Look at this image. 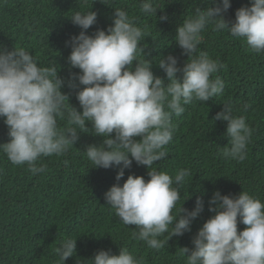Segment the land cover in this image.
Returning a JSON list of instances; mask_svg holds the SVG:
<instances>
[{"label":"clouds","instance_id":"clouds-1","mask_svg":"<svg viewBox=\"0 0 264 264\" xmlns=\"http://www.w3.org/2000/svg\"><path fill=\"white\" fill-rule=\"evenodd\" d=\"M230 6L231 0H220L214 7L197 8L194 16L177 27L175 42L188 60L183 67L173 55L159 61L169 81L166 86L151 70L149 59H138L145 32L124 9H114L113 25L91 36L86 30L97 22L95 11H77L70 17L82 29L68 42L70 65L79 69L67 81L68 87L76 88L73 92L62 91L66 82L55 66H39L24 48L9 51L0 46V118L10 138L0 144V151L13 165L26 164L35 175L46 170L38 166L41 157L63 155L77 143L80 133L93 129L92 135L103 140L84 151L92 172L118 166L119 181L133 161L148 169L147 181L129 175L122 186L115 184L104 194L106 206L121 223L122 236L133 234L150 249H163L173 236L189 232L204 209L200 197L192 210L182 206L185 200L177 209L190 169L170 175L153 167L168 156L165 147L175 131L173 114L182 115V105L206 102L224 88L219 76L212 78L222 66L199 49L202 33L209 26L213 31L227 30L232 37L243 38L251 51L264 52V0H251L250 6L239 8L231 26L223 16ZM140 11L157 17L158 8L154 0H142ZM159 19L167 20V16ZM181 72L183 77L178 79ZM77 103L82 111L77 110ZM65 118L70 126L61 129L58 121ZM214 119L227 122L230 140L221 154L244 161L252 137L245 117L233 116L231 107L224 105ZM209 211L215 214L198 230L194 248L182 249L186 264H264V202L245 191L236 197L217 191L209 200ZM239 224L246 226L244 230L238 231ZM76 242L77 238H68L55 248L57 264L76 255ZM89 260L91 264H142L124 248L114 254L100 250Z\"/></svg>","mask_w":264,"mask_h":264},{"label":"trees","instance_id":"trees-1","mask_svg":"<svg viewBox=\"0 0 264 264\" xmlns=\"http://www.w3.org/2000/svg\"><path fill=\"white\" fill-rule=\"evenodd\" d=\"M105 2L0 0V46L9 51L14 47L24 48L32 53L39 66H55L58 76L66 82L62 91L73 92L76 88L68 87L67 81L79 69L70 65L68 42L82 29L70 17L77 11H95L97 22L86 30L91 36L97 30L106 31L104 26L113 25L114 9H124L145 32L146 37L139 45L143 52L138 59H149L153 64L151 70L164 79L166 86L169 81L159 61L173 55L178 59V66L183 67L188 60L175 42L177 27L194 16L197 8L214 7L220 0L215 3L154 0L157 17L140 11L142 0ZM250 5L251 0H231L230 8L223 13L229 26L235 21V12ZM164 15L167 20L159 19ZM202 36L199 49L222 66L212 78L219 76L224 88L206 102L182 105L185 108L182 115L173 114L175 131L165 147L168 156L153 166L170 175L182 168L191 170L177 205L178 209L185 200L182 206L192 210L197 197L204 201V209L192 222L191 230L182 236H173L158 251L150 249L133 234L123 237L121 223L106 206L104 194L115 184L122 186L129 175L143 176L147 181L148 169L133 161L119 181L116 180L118 166L92 172L94 168L84 151L91 144L102 143L103 138L92 135L94 130L88 129V133L79 134L77 143L63 155L41 157L38 166L42 164L46 170L35 175L26 164L13 165L0 151V264H57L59 257L55 248L68 238H77L76 255L65 264H91V255L100 250L114 254L121 248L127 249L142 264H186L182 249L194 248L192 241L198 230L215 214L209 211V200L215 192L236 197L245 191L264 202V52L251 51L243 38L232 37L227 30L213 31L209 26ZM177 77L182 79L183 73ZM224 105L231 107L233 116L245 117L252 129L247 158L242 162L221 154L230 140L226 135L227 122L214 117ZM76 108L82 111L79 103ZM58 124L61 129L70 126L67 118ZM86 126L92 127L90 122ZM9 139L8 127L4 118H0V144ZM245 227L239 224L238 231ZM159 239L166 240V237Z\"/></svg>","mask_w":264,"mask_h":264}]
</instances>
